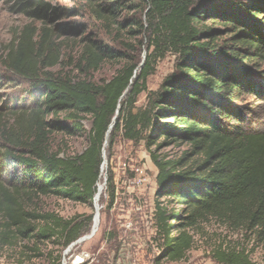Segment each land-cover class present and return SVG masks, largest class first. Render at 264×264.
<instances>
[{
  "label": "trees",
  "instance_id": "trees-1",
  "mask_svg": "<svg viewBox=\"0 0 264 264\" xmlns=\"http://www.w3.org/2000/svg\"><path fill=\"white\" fill-rule=\"evenodd\" d=\"M8 2L10 12L39 27L26 26L2 59L29 88L26 98L0 108V118L8 117L0 125V243L52 240L65 249L87 233L91 215L64 220L25 200L55 196L92 205L116 115L108 150L120 133L142 143L157 170L156 261L183 259L190 231L209 219L264 243V128L249 122L251 106L264 102V0H75L63 10L41 0ZM64 12L92 19L103 38L61 20ZM142 46L141 61L133 54ZM67 49L76 51L72 71H64ZM166 54L175 56L174 72L136 109L155 61ZM106 62L120 65L109 81L87 79ZM84 132L80 154L52 150L54 134ZM170 146L183 149L160 155ZM113 222L107 237L116 256L122 232ZM218 261L251 264L243 250Z\"/></svg>",
  "mask_w": 264,
  "mask_h": 264
},
{
  "label": "rangeland",
  "instance_id": "rangeland-1",
  "mask_svg": "<svg viewBox=\"0 0 264 264\" xmlns=\"http://www.w3.org/2000/svg\"><path fill=\"white\" fill-rule=\"evenodd\" d=\"M41 1L61 10L73 9L75 5V0ZM9 5L8 0H0V108L20 102L28 96L29 86L26 81L5 70L2 66V59L10 43L19 38L26 26L34 30L39 27V23L10 12ZM75 15L64 12L65 18L61 20L79 22L88 33L97 38H103V32L96 22L83 14ZM68 51L69 49L65 51L66 57L63 58L64 71H72L73 63H75L76 51ZM69 55L74 59H71L70 64L68 63ZM145 55V46L133 54L141 61ZM174 66L175 56L171 54H166L164 58L155 61L153 73L146 80V91L138 97L135 104L136 109L144 106L148 92L156 91L163 80L174 72ZM119 67V64L106 62L86 77L96 84H102L109 81ZM56 69L58 70L60 67L53 70ZM74 75L85 77L77 70L74 71ZM251 107L252 115L249 117V122L254 128L263 129L264 102L254 103ZM7 121V115H1L0 125ZM83 127L86 131L88 130V120L83 122ZM50 144L53 151L61 150L60 156L63 154L74 156L85 149L87 142L85 132L77 135L57 133L52 136ZM181 149L183 148L170 146L160 150L159 153L174 157L182 151ZM102 157L103 162L97 184L99 196L95 201L97 204L95 207L99 213L97 228L90 239L76 244L70 251L89 253L93 258V264H115L118 255L115 256L112 241L107 237V233L114 229V219L118 223L119 229L123 228L122 225L130 226L129 233H126L125 247H122L119 262L116 264H220L218 257L222 253L241 252L242 250L249 256L251 264H264V243H256L253 236L245 235L242 231L230 230L213 219L202 223L196 230L190 231L193 244L183 259L156 261L160 254L158 249L160 242L153 240L156 237L153 213L156 204L155 177L157 170L149 153L142 143L133 144L124 141L118 133L111 149L108 150V145H105ZM109 179H112L114 200L110 213H107L106 206L109 203L111 191ZM25 201L29 209L40 213H54L64 220L91 215L92 221L89 229L80 238L89 235L92 231L95 214L94 201L92 205H81L55 196H38ZM169 207L177 208L175 205H169ZM120 239H122V234ZM68 248H61L52 240L43 242L16 240L9 244L0 243V264H55L57 259H59V264H62L66 258L64 253Z\"/></svg>",
  "mask_w": 264,
  "mask_h": 264
},
{
  "label": "built area",
  "instance_id": "built-area-1",
  "mask_svg": "<svg viewBox=\"0 0 264 264\" xmlns=\"http://www.w3.org/2000/svg\"><path fill=\"white\" fill-rule=\"evenodd\" d=\"M122 229H121V234H122V239H120V247L118 249V253H117V258H116V263L119 262V255L121 253V249L122 247H125V239L126 237V233H129L128 231L130 230V226L127 225H122ZM129 235V234H127ZM124 244V245H123ZM65 257L62 264H93V258H91L90 254L87 252H76L75 250H66V252L64 253ZM115 263V264H116Z\"/></svg>",
  "mask_w": 264,
  "mask_h": 264
},
{
  "label": "water",
  "instance_id": "water-1",
  "mask_svg": "<svg viewBox=\"0 0 264 264\" xmlns=\"http://www.w3.org/2000/svg\"><path fill=\"white\" fill-rule=\"evenodd\" d=\"M117 113H118V112H116V114H117ZM115 118H116V116L112 119V122H111V124L109 125L108 130H107V132H106V135H105V141H104V147H105V145L107 144V139H108L109 133H110L111 129H112L113 126H114ZM102 154H103V150H102ZM98 196H99V188H97V193H96L95 198H94V209H95V214H94V217H93V222L95 221V219H98V218H99L98 209L95 207V206H97V204H96L95 201L98 199ZM94 231H95V230H92V232H91L89 235L84 236V237L78 239L76 242L72 243V244L69 246L68 250H71L76 244L81 243V242H83V241H85V240H87V239H90V238L93 236Z\"/></svg>",
  "mask_w": 264,
  "mask_h": 264
},
{
  "label": "bare ground",
  "instance_id": "bare-ground-1",
  "mask_svg": "<svg viewBox=\"0 0 264 264\" xmlns=\"http://www.w3.org/2000/svg\"><path fill=\"white\" fill-rule=\"evenodd\" d=\"M97 228V219H95L94 224L92 226V230H96ZM92 232V231H91ZM95 232V231H94Z\"/></svg>",
  "mask_w": 264,
  "mask_h": 264
}]
</instances>
